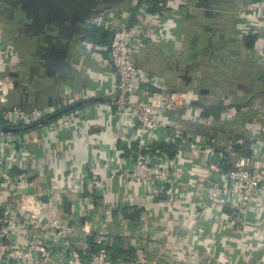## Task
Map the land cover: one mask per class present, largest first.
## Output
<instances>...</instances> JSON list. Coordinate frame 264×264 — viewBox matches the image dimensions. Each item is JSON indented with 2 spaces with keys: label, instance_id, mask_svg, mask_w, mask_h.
I'll use <instances>...</instances> for the list:
<instances>
[{
  "label": "built area",
  "instance_id": "2783aa9c",
  "mask_svg": "<svg viewBox=\"0 0 264 264\" xmlns=\"http://www.w3.org/2000/svg\"><path fill=\"white\" fill-rule=\"evenodd\" d=\"M160 6L168 13V18L163 22L170 23L169 28L160 27L162 17L150 15L143 0L104 2L83 17V24H97L108 35L100 68L89 72V77L94 82L98 75L106 79V89L100 96V102L108 100V122L118 129L122 146L129 148L130 143H136L140 149L148 150L155 143L166 142L176 148L174 158L123 157L117 167L112 168L109 179H120L126 190L134 188L136 198L131 199L130 192H126L127 199H136L138 203L146 198L145 194L158 196L165 192L167 186L187 188L190 196L186 197L181 214L193 236L205 235L213 211L217 213L214 223L220 222L229 212L233 217L232 223L239 228L240 242L234 241L236 246L228 242L229 245L225 246L226 256L221 257L218 263L236 264V251L247 249L241 240L250 237L253 243L255 236L264 233V220H259L260 205L264 202V48L255 45L247 50L245 60L249 62L248 73L243 71L234 51L226 53L229 60L226 62L225 78L229 87L220 88L215 98L203 84L177 89L157 77L149 78L136 59L144 50L169 48L184 61V70L197 73L198 64L193 59L194 54L197 53L196 48L205 46V26L193 34H180L185 30L188 15L195 9L188 0L176 3L165 0ZM205 14L210 18L213 17L210 15H214L206 10ZM140 17L145 18L143 27L138 24ZM239 20L245 22L241 24ZM221 26L230 28L232 35L240 41L263 35L264 0L239 3L232 19L213 28ZM4 34L1 38H5ZM77 40L70 41L74 54H78L82 48L95 55L98 49ZM5 44L6 49L0 50V58L15 56L19 48L10 41ZM239 69L243 73L240 74ZM20 86L21 82L3 73L0 62V156L6 150H12L16 157L21 151H28L27 135H34L33 140H37L38 132L24 129L33 123L46 122L52 130L59 123L64 127L61 131L70 128V125L77 126L74 118L68 117L63 121L65 116L56 123L47 121L57 114L55 111L50 113L39 108L27 110L10 104V92ZM249 95L254 97L252 102L244 99ZM259 98L263 101H258ZM83 101L86 104L94 102L89 95H85ZM217 101L223 103L220 117L201 118V112ZM85 110L88 115L89 112ZM83 119L79 115L76 121L82 124ZM184 123L194 125L196 134L188 132ZM209 128H216L210 134L212 137L200 136V132H206ZM245 138L250 140L247 148L255 154L254 157L245 158L235 150V145ZM216 152L219 153L217 159L214 155ZM224 160H227L230 168L224 169ZM1 168L2 161L0 172ZM183 177L188 178L186 184L179 182ZM83 178V183L89 188L97 189L102 185L96 177ZM2 179L13 181L5 170L0 174ZM179 194L188 196L182 192ZM69 229L67 224L40 214L29 219L0 218V264H134L129 258L120 262L110 259L108 248L116 237L108 227L97 232L95 244L98 249L91 252L87 260H82L79 252L69 246L66 235ZM79 232L84 238L88 236V224L85 223ZM47 234L49 240L44 238ZM186 237L188 235L184 232L171 236L178 240ZM205 239L206 243L209 242L207 245L211 246L210 238L207 236Z\"/></svg>",
  "mask_w": 264,
  "mask_h": 264
},
{
  "label": "crops",
  "instance_id": "0c3cea01",
  "mask_svg": "<svg viewBox=\"0 0 264 264\" xmlns=\"http://www.w3.org/2000/svg\"><path fill=\"white\" fill-rule=\"evenodd\" d=\"M172 1L176 3L179 0ZM188 1L195 9L188 15L185 30L180 34H193L202 26L206 28L203 31L205 46L202 49L196 48L197 53L193 58L203 66L198 68L197 74L200 72L217 82L226 81L228 51L236 53L242 69L246 67L243 71L248 73L249 62L245 60V54L255 45L264 48V34L249 37L253 41L250 47L245 44L246 39L237 40L230 28H213L232 19L236 5L248 0ZM85 2L0 0V50H5V42L9 41L16 43L19 48L15 56L0 58L3 73L21 82L18 89L10 92L9 103L27 110L39 108L50 113L55 111L56 118L47 120L51 123H56L64 116L63 121L69 117L74 118L77 123V126L70 125V128L62 131L64 127L59 123L55 124L54 130L46 122L37 123L28 130L38 132L37 140H33L34 135H27L28 151H21L16 157L12 150H6L0 156V174L5 170L13 179L0 180V218L11 216L29 219L40 214L67 224L70 227L66 233L69 246L79 252L82 260H87L95 248L97 232L108 227L119 242H115L118 245L115 249L118 247V252H124L122 254L128 255L134 264H219L220 258L226 256L225 246L229 245L228 242L235 246L234 241L240 242L237 232L239 228L232 223L233 217L229 212L220 222L214 223L217 213L213 211L212 218L208 219L205 235L202 233L193 236L188 229L189 224L181 214L183 204L190 196L187 188L167 186L165 192L158 196L149 197L145 194L146 198L138 203L136 199H127L126 192H130L131 199L136 198L134 188L126 190L120 179H109L112 168L117 167L123 157L149 155L135 154L129 149L125 155L120 153L123 146L117 134L118 129L108 122V100L100 102V96L106 89V79L103 75H98L94 82L89 77V72L100 68V60L104 54L97 52L92 56L81 48L78 54L72 51V55H67L66 47L69 42H66L65 37H71L74 42L77 39L79 41L86 35L90 37L92 31L99 27L97 24H83L82 19L73 26L65 19L73 5ZM99 2L96 6L100 5ZM83 4L75 6V13L80 10L76 8ZM42 8L47 10L43 27ZM205 10L214 13L210 15L213 17L204 15ZM241 21L239 20L241 24L245 22ZM170 25L163 22L160 27L169 28ZM3 33L5 38H1ZM98 44H102V41L97 39L89 42L92 49L99 50ZM51 47L55 48V52L53 60L49 62L47 56ZM163 49L166 50L167 59L176 63V81L179 85L187 86L192 83L196 72L184 70V61L180 56L169 48ZM163 58H153L150 61L149 70L157 76L159 68L166 62ZM85 95L92 97L94 102L86 105L83 102L78 106L77 102L83 101ZM79 115L84 118L82 124L76 121ZM186 129L190 133L197 132L191 124ZM212 129L216 131V128ZM213 130L209 128L206 132L202 131L200 136L212 137L210 134ZM244 140L246 141L235 146L244 144L248 147L250 140ZM137 147L139 149L138 145ZM250 152V157H254L255 154L251 150ZM226 161H222V166H228ZM83 177H96L102 185L97 189L89 188L83 183ZM179 182L186 184L188 178L183 177ZM180 192L188 196H181ZM260 208L259 220H264V202ZM85 223L90 228V234L84 238L79 229ZM178 232H184L188 237L184 240L171 238ZM207 236L211 246L207 245L209 242L206 243ZM49 237L48 234L44 236L45 240H49ZM254 239L253 243L250 237L241 240L247 249L236 251V264H264V233L258 234Z\"/></svg>",
  "mask_w": 264,
  "mask_h": 264
},
{
  "label": "trees",
  "instance_id": "16d2710c",
  "mask_svg": "<svg viewBox=\"0 0 264 264\" xmlns=\"http://www.w3.org/2000/svg\"><path fill=\"white\" fill-rule=\"evenodd\" d=\"M162 1L165 0H143V3L147 6V11L150 15H159L162 17V22L168 18V16L166 15V13L162 10V7L160 6V3ZM94 25L93 23H89L88 25L91 26ZM138 24L139 26L143 27L145 25V18L144 17H140L138 18ZM97 27V26H96ZM95 27V28H96ZM85 32V31H84ZM107 34L102 32L101 29L99 27L96 28L95 31H92V35H90V37H87V35L85 37L82 38L81 43L84 42L86 44H89V42L91 40H101L102 44H98V47L100 48L99 50H97L98 53H103L104 54V43L106 44L107 42ZM254 36H250V38H253ZM248 37V39L246 38L245 40V44H247L248 46H252L250 45L253 41H251ZM250 39V41H249ZM88 40H90L89 42H87ZM103 46V47H102ZM166 50L164 49H159V50H144L140 56H138V58L136 57L138 63L140 66H142V68L144 69V72L146 73V75H148L149 78H159L161 80H164L166 83L170 84L171 86L177 88V89H185L186 87L190 86V85H196V84H203L204 86H206L207 90H209V94L212 95L214 98L218 95L217 92L219 91L220 88H228L229 87V82L227 81H215L212 78H209L208 76L202 75L201 73H196V75H194V78L192 80V83H189L187 86H181L179 85V82L176 81L178 76V69L175 68V61L173 60H169L166 57ZM96 52V53H97ZM160 57H166L165 60V64L159 68V71L157 72V74H159L158 76L156 74H154L152 71H150V61L153 60V58H160ZM163 58V59H164ZM198 68L199 67H203L201 63H198ZM170 66V68H169ZM179 68V66H177ZM212 89H217L216 93L212 92ZM84 101H79L77 102V105H82ZM84 104H86L84 102ZM223 103L222 102H216L213 105L209 106L208 108H205L203 112H201V118H208L209 116H212L213 118H219L220 114H221V109H222ZM56 118V115H53L51 117H49V119H53ZM36 124L33 123L30 126L26 127L24 129V131L29 130L30 128L32 129L33 127H35ZM185 128L187 126H184ZM21 131V130H19ZM184 131V130H183ZM185 133V131H184ZM216 136H214L215 138ZM246 140H243L242 142H245ZM239 147V148H238ZM121 149V154L125 155L129 150H133L135 154H147L149 155V157L151 156H165L168 158H174L176 156V148L174 145L172 144H168L166 142H160V143H155L154 145H152L150 147V149L146 150V149H138L136 143H130L129 148H120ZM235 150L236 152L240 155V156H244L245 158H251V152L249 150V148H247V145L245 146L244 144H241L240 146L238 145L237 147L235 146ZM215 157L218 158L219 154L216 152ZM224 169H228L230 168L229 166H223ZM126 214H124L125 216ZM118 244V240H115L113 245H111L109 249L110 251V259L114 262H120V261H125L126 259L129 258L128 255L126 254H122L124 252L119 253L118 252V247L117 250L115 249V246H118L116 243ZM116 244V245H115ZM98 249L97 246H95V248L92 250V252H95Z\"/></svg>",
  "mask_w": 264,
  "mask_h": 264
},
{
  "label": "rangeland",
  "instance_id": "374dc122",
  "mask_svg": "<svg viewBox=\"0 0 264 264\" xmlns=\"http://www.w3.org/2000/svg\"><path fill=\"white\" fill-rule=\"evenodd\" d=\"M86 1V3H89V4H92L94 1H99V0H85ZM87 1H89V2H87ZM80 4H83V3H79V4H76L75 6H78V5H80ZM85 4V3H84ZM75 6L73 5V7H71L69 10H70V13L69 14H66L67 13V11H66V17H65V19L66 20H68L69 22H70V24L71 25H73V26H75V24L78 22V20L80 19L79 17H81L82 15L80 14V15H78V14H76L75 13ZM76 9H80V7H77ZM65 16V15H64ZM73 26H71V28L73 29V30H75V28L73 27ZM203 36H205L204 34H203ZM65 37V36H64ZM65 40H67L66 42L68 43L69 42V46L68 47H66V51H67V55L68 56H70V55H72V52L70 51V48L72 49V51L74 50L73 48H72V42H70L71 40H72V38L71 37H65ZM65 40H64V42H65ZM243 70H246V67H243ZM248 70H249V68H248ZM226 71H227V68H226ZM209 72V71H208ZM239 72H240V74L243 72L242 71V69H239ZM200 73V72H199ZM238 83H243V82H239L238 81ZM217 89H212V92H217L216 91ZM217 93H219V92H217ZM245 98L244 99H246L247 101H250V102H252L253 100H254V97L253 96H251V95H249V96H244ZM258 101H263V99H258Z\"/></svg>",
  "mask_w": 264,
  "mask_h": 264
},
{
  "label": "flooded vegetation",
  "instance_id": "af4514ba",
  "mask_svg": "<svg viewBox=\"0 0 264 264\" xmlns=\"http://www.w3.org/2000/svg\"><path fill=\"white\" fill-rule=\"evenodd\" d=\"M115 1H118V0H103V1H94L92 4H89V3H86L85 2V4H83L82 6H80V10H79V12L78 11H76V14H78V15H82L81 17H79L80 19H82L83 20V17L89 12V11H91L92 9H94L95 7H98V6H100L102 3H112V2H115ZM87 2H89V1H87ZM100 3V5H98V6H96V3ZM15 44V46L18 48V45L16 44V43H14Z\"/></svg>",
  "mask_w": 264,
  "mask_h": 264
},
{
  "label": "water",
  "instance_id": "95a60500",
  "mask_svg": "<svg viewBox=\"0 0 264 264\" xmlns=\"http://www.w3.org/2000/svg\"><path fill=\"white\" fill-rule=\"evenodd\" d=\"M46 12H47V10L45 8H42L41 9V17H42L41 25H42V27L44 25V19H45ZM54 52H55V48L54 47H51L49 49V51H48V56H47V59H48L49 62L53 60Z\"/></svg>",
  "mask_w": 264,
  "mask_h": 264
}]
</instances>
